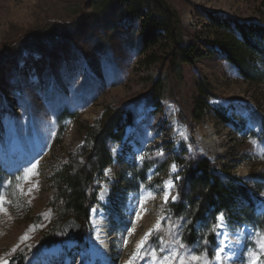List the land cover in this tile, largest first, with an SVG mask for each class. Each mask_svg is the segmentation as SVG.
<instances>
[{
	"label": "rangeland",
	"instance_id": "374dc122",
	"mask_svg": "<svg viewBox=\"0 0 264 264\" xmlns=\"http://www.w3.org/2000/svg\"><path fill=\"white\" fill-rule=\"evenodd\" d=\"M166 2L180 16L183 44L203 54L191 64H145L141 20L159 13L153 0H0V264L17 253L29 257L26 264L88 263L92 219L76 218L82 239L41 246L58 235L51 178L73 159L84 164L90 128L121 114L132 122L122 140L109 141L111 163L89 189L93 207L107 212L114 264H162L173 253L171 264H213L216 219L193 223L169 207L189 194L184 173L193 161L207 159L225 179L247 186L250 199L264 198V82L245 80L207 42V12L264 25V0ZM255 63L264 73L262 60ZM199 84L210 105L201 120L194 116ZM237 200L229 218L255 217L241 264L257 253L264 264V201L253 212L249 200ZM143 210L147 220L132 234ZM223 214V230L237 231ZM55 247L56 255L46 254ZM139 248L144 254L134 262Z\"/></svg>",
	"mask_w": 264,
	"mask_h": 264
},
{
	"label": "trees",
	"instance_id": "16d2710c",
	"mask_svg": "<svg viewBox=\"0 0 264 264\" xmlns=\"http://www.w3.org/2000/svg\"><path fill=\"white\" fill-rule=\"evenodd\" d=\"M153 1L158 6L159 13L150 12L141 20L139 46L145 64L151 66L165 61L175 65L191 64L196 58H200L203 54L194 46L187 47L183 44L178 12L172 9L166 0ZM124 2L127 6L132 4V0ZM207 18L212 29V37L207 42L216 46L245 80L264 82V73L258 71L255 63L258 60L264 63V25L233 17L223 18L212 12H207ZM253 69L256 72H253ZM206 90L204 85H198L200 96L196 99L194 114L198 120L210 109L207 101L209 94ZM131 122L129 115L121 114L116 120L110 117L99 126L90 128L84 155L86 162L82 164L73 159L70 163L62 165L51 178L58 212V235L44 237L42 247L65 240L60 231V223L64 220L75 217L83 223L87 222L90 207L96 202L95 197L89 194L93 177L111 163L109 141L121 140L123 130ZM223 176L207 159L193 161L184 173L189 194L182 195L169 207L173 212L189 213L193 223H196L208 219L215 220L220 213H225L229 218L228 214L235 210L237 198L249 200L250 205L259 198L256 196L255 199H250L247 186L236 184L234 178L225 179ZM232 216L229 219L237 222L252 219L247 213L244 217L234 214ZM28 258L27 255L17 253L10 264H26Z\"/></svg>",
	"mask_w": 264,
	"mask_h": 264
},
{
	"label": "bare ground",
	"instance_id": "6f19581e",
	"mask_svg": "<svg viewBox=\"0 0 264 264\" xmlns=\"http://www.w3.org/2000/svg\"><path fill=\"white\" fill-rule=\"evenodd\" d=\"M209 150H214V144L207 146ZM115 157L120 156V152L115 151L114 153ZM115 184V181L109 182L108 187L104 191V196H107L112 186ZM130 205H133L131 203ZM128 206L129 210L134 211L136 210V206ZM101 210H93L92 211V222H93V228L94 232L96 233L94 238L90 240V247L86 253V256L89 257L87 264H95L96 262H99L100 264H114L115 259L113 257V239L112 234H109L108 228V217H105V213H100ZM130 214V211L129 213ZM147 220V210H143L141 214H139L136 222L135 227L133 228L132 234H134L142 224L145 223ZM152 228H149L146 232L143 239L147 235L150 234ZM224 233L227 234V239L225 240L224 236H220V240H225V244L227 245L226 250L224 253H222V259L217 261L214 260L213 264H241L243 255L245 252V247L247 244V241L251 237L249 227H239L237 231L231 232L229 230H223ZM58 252L57 247L53 248L51 251L46 252V254H52L56 255ZM143 250L139 248V253L135 254L134 256V262H136L140 256H142Z\"/></svg>",
	"mask_w": 264,
	"mask_h": 264
},
{
	"label": "snow or ice",
	"instance_id": "6c2138e0",
	"mask_svg": "<svg viewBox=\"0 0 264 264\" xmlns=\"http://www.w3.org/2000/svg\"><path fill=\"white\" fill-rule=\"evenodd\" d=\"M141 159H143V157H141ZM173 170H175V165H173ZM173 185L171 184V182H169V187H172ZM165 199H167V196L165 197ZM173 199H175V197H173ZM0 203H2V201H0ZM227 224V221L225 219V216L223 213H220L217 215L216 217V224L213 226V231L215 232L217 239L219 240V244L218 246L214 249V258L219 261L222 259V253L225 252L227 245L225 244V240L227 239V234L223 232V228L225 227V225ZM159 229V226H157ZM220 236H224L225 240H220ZM161 242H163V237L160 238ZM204 244H207L208 241L204 240L203 241ZM141 247H143V242L141 243ZM259 249L260 252H264V242L259 244ZM173 256H178V253H173L167 257H160L159 259L161 260L162 264H171L172 262V258ZM193 260H199L200 257L198 256H193L192 257ZM5 264H7V262H5ZM127 264H132V261L127 262ZM181 264H184L183 261H181ZM250 264H259V254L257 253L256 255H254L253 259L250 261Z\"/></svg>",
	"mask_w": 264,
	"mask_h": 264
},
{
	"label": "water",
	"instance_id": "95a60500",
	"mask_svg": "<svg viewBox=\"0 0 264 264\" xmlns=\"http://www.w3.org/2000/svg\"><path fill=\"white\" fill-rule=\"evenodd\" d=\"M83 229V224L76 218H68L61 226V231L68 240H77Z\"/></svg>",
	"mask_w": 264,
	"mask_h": 264
}]
</instances>
